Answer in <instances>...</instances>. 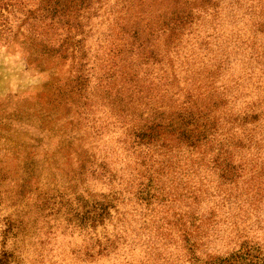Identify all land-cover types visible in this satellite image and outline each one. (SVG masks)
I'll return each mask as SVG.
<instances>
[{
  "label": "rangeland",
  "instance_id": "rangeland-1",
  "mask_svg": "<svg viewBox=\"0 0 264 264\" xmlns=\"http://www.w3.org/2000/svg\"><path fill=\"white\" fill-rule=\"evenodd\" d=\"M19 1L24 11L37 3ZM169 1L172 4L89 0L90 11L83 12L78 26L70 30L74 40L68 44L74 51L69 48L66 54L59 48L66 37L60 25L40 17L23 23L24 11L19 8L6 15L7 31L0 21V253H11L12 264H187L173 246H167L172 257L165 263L147 249L150 242L159 246L160 241L154 239L157 232L142 229L149 219L142 215L148 212L129 194L137 182L136 166L123 142L127 119L111 116L115 90L107 99L106 87L115 89L123 66L130 62L127 48L134 32L140 35L136 43L144 38L161 50L165 39L153 41V29L156 35L159 27L170 23L174 11L191 9L195 35L184 37L178 51L169 45L179 88L189 87L190 77L199 79V72L212 71L214 57L224 58L214 77L228 105L235 112L253 105L264 109V0H212L216 6L210 3L213 10L205 14L201 1ZM157 68L150 69L152 79L161 75ZM169 98L167 94L163 102ZM177 99H171L172 106L179 105ZM85 160L93 164L84 167L80 162ZM100 163L114 175L111 183L100 175ZM112 194L122 201L116 203V212L111 209L94 229L80 223L82 205L100 203ZM6 218L14 230L2 244ZM243 221L221 222L208 252L225 255L245 236L264 248V221L253 223L252 217ZM104 237H116L115 249L95 256L96 240L104 243ZM165 254L162 257L168 259Z\"/></svg>",
  "mask_w": 264,
  "mask_h": 264
},
{
  "label": "trees",
  "instance_id": "trees-1",
  "mask_svg": "<svg viewBox=\"0 0 264 264\" xmlns=\"http://www.w3.org/2000/svg\"><path fill=\"white\" fill-rule=\"evenodd\" d=\"M36 1L35 8L24 11L19 0H0L3 30L9 29L6 15L19 8L24 11L23 23L31 24V20L36 22L40 17L42 22L60 25L59 29L66 30V37L59 47L62 54L69 48L74 51V46L68 44L74 40L69 36L70 30L78 26L83 12L90 11L89 0ZM193 1L202 2L204 14L213 10L208 7L210 3L213 8L216 6L212 0ZM193 15L191 9L187 12L176 10L170 23L159 27L156 35L153 29V41L159 37L165 39L161 50L155 49L154 44L144 38L136 43L140 35L134 32L133 42L127 48L130 62L123 66L115 89L110 84L106 87L107 99L115 90L111 116L127 119L123 142L127 145V157L136 166L133 172L137 182L133 192L130 187L129 194L137 206H143L148 212L142 215V219L149 218L143 221L142 229L157 232L154 239L160 241L159 246L149 241L147 247L152 254L156 252L155 260L169 262L172 254L167 252V246H173L174 250L181 251L187 264H264V248L249 242L247 236L225 255L208 252L221 222L236 225L238 219L245 223L251 217L253 223L264 221L260 215L264 214V129L261 128L264 109L253 105L248 110L235 112L228 105L223 92H218L215 87L214 77L224 58L214 57L211 61L217 64L212 71L199 72V79L190 77L189 87L179 88L178 68H174L170 59L169 45L178 51L184 37L193 38L195 28L192 27L196 25L192 22ZM35 27L32 24L30 28ZM258 29L262 31L259 24ZM116 52L121 55L120 50ZM156 67L161 75L152 79L150 69ZM160 92L164 94L160 95ZM167 94L170 98L164 103ZM177 97L179 105L172 106L171 99ZM245 155H251V159L246 160ZM87 163L93 164L90 160L80 162L82 166ZM97 169L101 170V176H108L109 183L114 181V175L105 170L106 164L100 163ZM120 202L115 194L103 196L100 203L89 207L82 205L77 216L80 223H88L94 229L110 216L111 209L117 211L116 203ZM232 209L236 210L234 214ZM3 225L2 244H5L6 237L14 230V223L6 218ZM115 240L116 237L113 240L104 237V243H101L97 239L93 247L95 256H103L115 249ZM164 253L169 254L168 259L162 257ZM12 263V254L2 250L0 264Z\"/></svg>",
  "mask_w": 264,
  "mask_h": 264
}]
</instances>
